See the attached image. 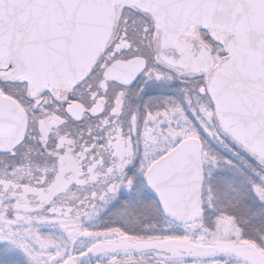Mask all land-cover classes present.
<instances>
[{
	"label": "snow or ice",
	"instance_id": "6c2138e0",
	"mask_svg": "<svg viewBox=\"0 0 264 264\" xmlns=\"http://www.w3.org/2000/svg\"><path fill=\"white\" fill-rule=\"evenodd\" d=\"M0 264H264V0H0Z\"/></svg>",
	"mask_w": 264,
	"mask_h": 264
}]
</instances>
